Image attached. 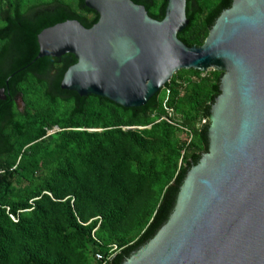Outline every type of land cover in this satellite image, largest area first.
Segmentation results:
<instances>
[{
    "label": "trees",
    "instance_id": "1",
    "mask_svg": "<svg viewBox=\"0 0 264 264\" xmlns=\"http://www.w3.org/2000/svg\"><path fill=\"white\" fill-rule=\"evenodd\" d=\"M161 20L167 0H131ZM232 0H186L177 34L200 46ZM84 0H0V264H122L167 223L189 169L208 152L222 71L182 69L144 105L62 89L72 54L36 58L38 34L89 28ZM21 102V107L18 105ZM172 108L180 126L164 119Z\"/></svg>",
    "mask_w": 264,
    "mask_h": 264
},
{
    "label": "water",
    "instance_id": "2",
    "mask_svg": "<svg viewBox=\"0 0 264 264\" xmlns=\"http://www.w3.org/2000/svg\"><path fill=\"white\" fill-rule=\"evenodd\" d=\"M84 5L99 15L91 27L66 20L37 36L35 59H76L62 89L139 107L179 70L223 72L208 152L186 173L167 223L122 264H264V0H232L200 46L177 37L186 0H167L161 20L131 0Z\"/></svg>",
    "mask_w": 264,
    "mask_h": 264
},
{
    "label": "built area",
    "instance_id": "3",
    "mask_svg": "<svg viewBox=\"0 0 264 264\" xmlns=\"http://www.w3.org/2000/svg\"><path fill=\"white\" fill-rule=\"evenodd\" d=\"M165 109H166V113L164 116H162L161 119H164L173 125L180 126L178 120L174 116V110L172 108H167V107ZM115 253H116V246L114 245L113 247L110 248L109 255L105 256L100 252H95L94 257L95 260L100 264H110V261L112 257L115 255Z\"/></svg>",
    "mask_w": 264,
    "mask_h": 264
},
{
    "label": "rangeland",
    "instance_id": "4",
    "mask_svg": "<svg viewBox=\"0 0 264 264\" xmlns=\"http://www.w3.org/2000/svg\"><path fill=\"white\" fill-rule=\"evenodd\" d=\"M18 105L21 107V102L20 101H18Z\"/></svg>",
    "mask_w": 264,
    "mask_h": 264
}]
</instances>
